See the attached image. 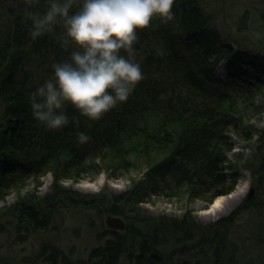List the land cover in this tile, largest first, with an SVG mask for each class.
<instances>
[{
    "label": "trees",
    "instance_id": "16d2710c",
    "mask_svg": "<svg viewBox=\"0 0 264 264\" xmlns=\"http://www.w3.org/2000/svg\"><path fill=\"white\" fill-rule=\"evenodd\" d=\"M46 7L47 0L31 5L0 0V201L16 193L12 203L0 206V232L25 241L50 235L63 212L80 214L88 227L110 214L121 217L124 228L96 232L98 242L85 251L82 264H245L250 256L238 253L230 230L253 200L245 199L210 225L196 220L189 205L210 203L233 188L236 172L224 167L230 126L245 141L256 136L245 166L258 191L255 199L264 202V127L255 123L264 112V55L227 45L207 22L200 0H175L172 20L153 18L138 32L136 59L143 79L128 100L100 120H89L69 105V117L78 122L48 130L33 117L30 97L70 50L56 33L35 40L29 35L24 10ZM259 17L264 19V10ZM220 62L224 73L216 71ZM80 131L90 136L88 142H79ZM134 169L142 175L119 193H83L63 184ZM47 173L53 179L50 192L24 191ZM149 196L183 197L187 206L179 216L144 214L139 204ZM77 253L54 243L31 257L71 264Z\"/></svg>",
    "mask_w": 264,
    "mask_h": 264
},
{
    "label": "clouds",
    "instance_id": "9594fccd",
    "mask_svg": "<svg viewBox=\"0 0 264 264\" xmlns=\"http://www.w3.org/2000/svg\"><path fill=\"white\" fill-rule=\"evenodd\" d=\"M38 2L27 0L30 5ZM174 2L47 0L43 11L25 9L32 39L56 33L62 47L70 50L66 59L52 64L50 77L32 92L33 117L48 130H58L78 122V117H69V105L89 120H100L126 102L143 79L136 59L138 32L153 18L172 20ZM77 138L86 143L90 136L80 131Z\"/></svg>",
    "mask_w": 264,
    "mask_h": 264
},
{
    "label": "rangeland",
    "instance_id": "374dc122",
    "mask_svg": "<svg viewBox=\"0 0 264 264\" xmlns=\"http://www.w3.org/2000/svg\"><path fill=\"white\" fill-rule=\"evenodd\" d=\"M200 4L207 22L219 30L227 45L233 49L241 48L250 54L264 55V19L259 17V11L264 10V0H200ZM222 70L223 62H220L216 66V71L224 73ZM248 70L252 72V68ZM255 123L259 127H264V112L258 116ZM228 133L231 136L232 145L224 167L231 166L236 172L235 183L229 192L216 196L210 203L201 200L192 201L189 211H192L191 215L203 224H215L228 217L247 199L249 187L253 186L251 172L245 166V161L255 152L256 136L245 141L237 135L233 126L229 127ZM226 171L229 175L232 173L231 169L226 168ZM141 175L137 169L124 172L118 177H109L107 172H101L96 175H87L77 181L66 179L63 184L72 186L83 193L102 191L119 193L127 189L133 179L140 178ZM52 182L51 174L47 173L36 185L30 182L24 191L34 189L36 193L43 195L50 192ZM257 193L255 188L250 198L253 200L250 204L251 208L242 214L230 230V240L237 246L238 253L243 252L244 257L250 256L245 264H264V202L260 203L263 200L259 202L260 196L255 199ZM15 198L16 193L11 192L4 201H0V206L12 203ZM146 200L139 204V210L148 215L179 216L187 206L183 197L168 200L163 196H149ZM215 200H219L221 206L213 210L212 204ZM59 216L58 224L47 236L39 235L23 241L16 240L6 232H0V258L10 257L13 262L16 260L19 264H47L40 258L31 257L32 252L42 248L44 244L55 243L66 250H74V253L79 251L81 255L75 254L70 261L71 264H77V262L82 264L87 258L85 251L98 242L95 233L103 228H109L105 224L107 215L95 221L93 227H88L78 213L72 215L63 212ZM59 262L57 264H61ZM0 264H2L1 259Z\"/></svg>",
    "mask_w": 264,
    "mask_h": 264
},
{
    "label": "water",
    "instance_id": "95a60500",
    "mask_svg": "<svg viewBox=\"0 0 264 264\" xmlns=\"http://www.w3.org/2000/svg\"><path fill=\"white\" fill-rule=\"evenodd\" d=\"M254 190H255L254 186H250L249 187V192L246 195L247 199H250L253 196ZM105 224L109 228L119 229V230L123 229L124 226H125L124 225V221L120 217L113 216V215H110V214L106 216Z\"/></svg>",
    "mask_w": 264,
    "mask_h": 264
},
{
    "label": "bare ground",
    "instance_id": "6f19581e",
    "mask_svg": "<svg viewBox=\"0 0 264 264\" xmlns=\"http://www.w3.org/2000/svg\"><path fill=\"white\" fill-rule=\"evenodd\" d=\"M230 195H232V193ZM219 203H220L219 200H215V202L212 204L213 210H216L219 206H221Z\"/></svg>",
    "mask_w": 264,
    "mask_h": 264
}]
</instances>
